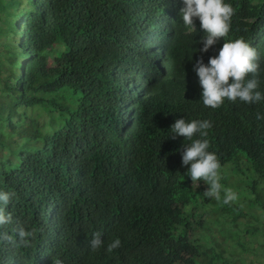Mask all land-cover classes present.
<instances>
[{
	"label": "trees",
	"instance_id": "obj_1",
	"mask_svg": "<svg viewBox=\"0 0 264 264\" xmlns=\"http://www.w3.org/2000/svg\"><path fill=\"white\" fill-rule=\"evenodd\" d=\"M253 1L232 0L228 36L256 48L264 69V42L250 43L245 22L256 17L264 38V0ZM181 8L177 0H0V190L17 194L0 232L37 229L31 247L0 242V264H247L243 256L264 251V100L203 105L198 77L184 69L199 59L202 36L186 34ZM50 58L57 64L47 69ZM260 80L264 93V72ZM148 85L155 91L144 95ZM159 89L171 99L185 93L169 104ZM39 107L46 124L29 112ZM180 118L213 123L209 151L242 184L225 183L238 195L229 207L185 174L180 149L191 141L169 138ZM244 220L258 224L247 242ZM95 232L104 246L92 251Z\"/></svg>",
	"mask_w": 264,
	"mask_h": 264
},
{
	"label": "clouds",
	"instance_id": "obj_2",
	"mask_svg": "<svg viewBox=\"0 0 264 264\" xmlns=\"http://www.w3.org/2000/svg\"><path fill=\"white\" fill-rule=\"evenodd\" d=\"M156 2L162 4L163 0H156ZM177 2L182 6L180 17L184 27L187 28L186 34L199 33L202 36L197 47V58L200 56L199 59L194 68L187 64L184 69L188 77H198L200 87L203 89L201 95L203 105L215 110L223 105L225 99L233 103L239 101L249 105L264 100V93L259 91L260 77L264 69L260 67L261 57L258 50L243 37L235 40L233 38L231 41L228 36L231 31L232 18L236 12L232 6V0H177ZM253 3H256V0ZM245 22L249 23L255 32V40H249L250 43L256 46L258 40L264 42L262 32L258 29L257 18L250 16L245 19ZM173 24V20L167 21L164 31L171 34ZM144 44L151 47L153 40L147 38ZM203 60L208 61V63L205 64ZM152 62L156 64V69L162 67L161 60L153 59ZM56 64L57 62L50 58L47 69L55 67ZM143 88L145 90L144 95L155 91L149 85ZM159 93L164 96L166 102L171 104L173 98L185 92H174L172 99L169 98L166 90L159 89ZM47 97L57 103L63 102L59 94L52 93ZM33 111L39 112V114H34L35 117L46 124L48 115L42 111V107L35 108ZM48 114L50 116L49 112ZM132 115L133 110L128 107L123 116L126 126L131 123ZM257 119H264V116L258 114ZM212 127L213 123L208 119H176L170 128L172 135L169 138L175 140L177 137H183L191 141L188 145L183 144L180 149L182 166L187 167L185 174L191 178L193 184L198 181L206 182L208 187L203 193L205 197L213 198V203L222 208L229 207L231 202L238 199V195L232 189L227 188V185L225 187L224 185L230 181L229 183L236 184L237 187L240 180L235 176L229 163H220L218 155L209 151L210 143L206 137L208 130ZM16 195L15 191L0 190V228H4L13 222L12 215L6 212V207ZM192 209V206L186 205L184 207V211L187 212ZM14 231L16 237L10 236L7 232H0V242L7 241L15 247L28 248L32 246V241L36 237V228L26 230L20 226ZM199 232L203 234L201 229L196 228L190 234L199 237L202 235ZM103 246L102 234L95 232L90 241L91 250L96 251ZM120 246L121 240L116 238L107 245L106 251L111 254ZM52 264H64V261L55 257L52 259Z\"/></svg>",
	"mask_w": 264,
	"mask_h": 264
},
{
	"label": "rangeland",
	"instance_id": "obj_3",
	"mask_svg": "<svg viewBox=\"0 0 264 264\" xmlns=\"http://www.w3.org/2000/svg\"><path fill=\"white\" fill-rule=\"evenodd\" d=\"M29 112L31 114H39V112H34V111H31V110ZM251 221H252V226H250L249 228L246 226V223L248 222V220L247 221L244 220L242 223L241 222L239 223V226H240L239 229L242 231L241 238L245 242L252 240L251 235L250 234H247L246 231H249V230L252 229V227L258 225V224L255 223L254 220H251ZM199 233L202 234L201 232H199ZM229 244H230V247H232L231 246V242ZM235 248H236V245L233 246L232 248H230V251L235 250ZM236 249L238 250V248H236ZM227 255L230 257V261L231 262H234L236 259H238V257H236V255H232L230 253H228ZM243 257H244V259H246L247 264H264V251H261L259 254H250L247 257L246 256H243Z\"/></svg>",
	"mask_w": 264,
	"mask_h": 264
}]
</instances>
